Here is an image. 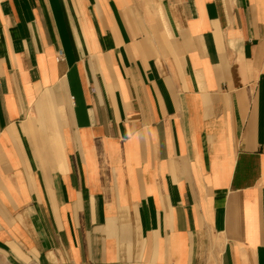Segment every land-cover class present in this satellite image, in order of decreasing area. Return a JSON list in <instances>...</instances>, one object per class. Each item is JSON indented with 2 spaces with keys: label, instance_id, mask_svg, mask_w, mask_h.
I'll list each match as a JSON object with an SVG mask.
<instances>
[{
  "label": "crops",
  "instance_id": "1",
  "mask_svg": "<svg viewBox=\"0 0 264 264\" xmlns=\"http://www.w3.org/2000/svg\"><path fill=\"white\" fill-rule=\"evenodd\" d=\"M264 264V0H0V264Z\"/></svg>",
  "mask_w": 264,
  "mask_h": 264
},
{
  "label": "rangeland",
  "instance_id": "2",
  "mask_svg": "<svg viewBox=\"0 0 264 264\" xmlns=\"http://www.w3.org/2000/svg\"><path fill=\"white\" fill-rule=\"evenodd\" d=\"M2 264H8V263H5V262H4V263H2ZM29 264H35V263L29 262Z\"/></svg>",
  "mask_w": 264,
  "mask_h": 264
}]
</instances>
